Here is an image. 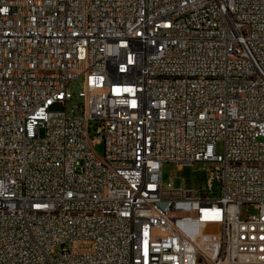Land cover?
Returning <instances> with one entry per match:
<instances>
[{"label":"built area","instance_id":"obj_1","mask_svg":"<svg viewBox=\"0 0 264 264\" xmlns=\"http://www.w3.org/2000/svg\"><path fill=\"white\" fill-rule=\"evenodd\" d=\"M0 264H264V0H0Z\"/></svg>","mask_w":264,"mask_h":264},{"label":"rangeland","instance_id":"obj_2","mask_svg":"<svg viewBox=\"0 0 264 264\" xmlns=\"http://www.w3.org/2000/svg\"><path fill=\"white\" fill-rule=\"evenodd\" d=\"M81 81L76 82L73 86L71 92L77 96L79 91V83ZM94 135V132H93ZM95 151L102 156L104 151V143H96L94 146ZM223 147L221 144L217 146V152L222 153ZM212 167L209 164H204L203 162L197 163L193 166H184L179 168L173 162H165L162 165V181L164 185L167 183H172V186L175 189H183V190H195L198 191L200 188L207 189V185L210 178V171ZM214 190H217V183H214ZM215 193H213L214 195ZM218 194V193H217ZM216 194V195H217ZM249 212H253V208L244 207L242 212L246 215ZM62 249L61 245H57L55 247L56 253H59Z\"/></svg>","mask_w":264,"mask_h":264}]
</instances>
